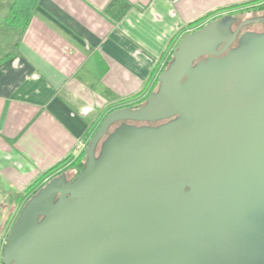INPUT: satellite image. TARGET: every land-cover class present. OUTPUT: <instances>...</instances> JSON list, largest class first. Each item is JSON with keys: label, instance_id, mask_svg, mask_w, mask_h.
I'll return each instance as SVG.
<instances>
[{"label": "water", "instance_id": "water-1", "mask_svg": "<svg viewBox=\"0 0 264 264\" xmlns=\"http://www.w3.org/2000/svg\"><path fill=\"white\" fill-rule=\"evenodd\" d=\"M235 35L226 18L185 33L157 90L104 118L76 177L61 172L24 203L3 264H234L228 242L252 224L264 183V79L237 61L193 63L223 53ZM153 108L179 115L165 145L166 126L141 135L145 125L125 122H146L136 117ZM104 138L121 149L109 160L95 156ZM136 140L144 143L134 152L125 147Z\"/></svg>", "mask_w": 264, "mask_h": 264}, {"label": "crops", "instance_id": "crops-1", "mask_svg": "<svg viewBox=\"0 0 264 264\" xmlns=\"http://www.w3.org/2000/svg\"><path fill=\"white\" fill-rule=\"evenodd\" d=\"M112 1L39 0L23 32L0 24V59L13 52L0 61L3 241L16 216L10 222L2 213L18 214L38 186L26 187L65 159L51 175L75 172L97 126L148 96L183 34L250 0H129L119 21L106 12ZM12 2L0 0V23Z\"/></svg>", "mask_w": 264, "mask_h": 264}, {"label": "flooded vegetation", "instance_id": "flooded-vegetation-1", "mask_svg": "<svg viewBox=\"0 0 264 264\" xmlns=\"http://www.w3.org/2000/svg\"><path fill=\"white\" fill-rule=\"evenodd\" d=\"M223 18H226V20H228V22L230 23L231 33H236L233 41L223 53L212 56H201L196 61H194L193 64H197V62H199L200 60L205 61L207 58H210L211 61L215 60V63L217 62L220 64L237 61L239 63H243L249 66L251 71H255V76L264 79V1L259 2L256 5L249 4L245 8L229 11L219 17H213L205 23L194 27V29H192L190 32L201 29L205 24L211 21L221 20ZM253 19L258 20L252 21ZM245 21L250 22L244 23ZM221 46L222 45H219L217 49H220ZM248 46L251 48L253 46H256L257 48L256 50L258 52V56L256 60L258 62H256V64H251L246 58H244L245 50H247ZM213 64L214 62L212 63V65ZM142 104L143 102L141 101L139 104L134 106L139 107ZM260 111L261 110L257 112V116L264 126V123L259 115ZM125 122L127 124H132L131 122H135V124L141 123L138 121ZM161 122L163 123L159 124L158 127L166 126V128L163 129L164 131L160 135L162 136V139L157 142V145H165L171 138V136L174 134V132L180 129V120L178 114H171L167 117L157 120V124ZM121 123L122 122H117L112 124L108 129L105 137H107L111 132H113L115 128H117V126H119ZM104 140L105 138L99 142V148L97 149L95 156L96 158L102 157L103 159L109 160V158H111L112 155L115 154V152L119 153L121 149H118V147L116 146H112L113 142H111L108 146H105ZM138 142L144 143L141 140H136L130 142V144L126 145L125 147L131 152H134L136 148L139 147ZM77 174L78 173L75 171L74 173H72V175L68 177V180H73ZM58 175L59 174L53 175L48 180H50L51 178L58 177ZM250 218L253 220V222L246 230L245 235L242 236L239 241L234 239L228 242V244H234L235 246L234 264H264V183L263 189L259 197L254 202L253 214L249 217V219ZM4 243L0 246L1 254L3 253ZM219 264L226 263L220 259Z\"/></svg>", "mask_w": 264, "mask_h": 264}, {"label": "trees", "instance_id": "trees-1", "mask_svg": "<svg viewBox=\"0 0 264 264\" xmlns=\"http://www.w3.org/2000/svg\"><path fill=\"white\" fill-rule=\"evenodd\" d=\"M258 1H260V0H250V1H247L245 3H241L239 5H233V6L229 7V8H234V7H238V6H241V5H249V4L252 5V4L257 3ZM38 2H39V0H13V2L11 4V7H10V10H9L8 17L3 22H1L0 24L5 26V27L18 29L21 32H23L28 27V25H29V23L31 21V18L33 17L34 12L36 10V7L38 5ZM132 7H133V4H131L129 2V0H113L107 6L106 12L109 15H111V17L113 18L114 21H119L124 16V14L127 12V10H129ZM219 10H223V9H217L215 11H212L211 13H208V14L202 16V17L197 18L194 21H191L189 23V26H194V25H197V24L203 22L206 18H208L214 12H217ZM20 38H21V36L17 40L16 46L18 45V43L20 41ZM15 50H16V48H15ZM11 54H13V52H11V53L7 54L6 56H4L2 59H0V61H2L3 59H5L6 57H8ZM152 74H154V70L151 72V75ZM145 98H144V100H145ZM99 125L97 126V128L99 127ZM97 128H96V130H97ZM96 130L94 131L92 136L95 134ZM65 160H62V161L56 163L55 165L49 167L45 171H43L28 187H26L27 190H29L30 188H32L36 184H38L40 181H42L38 185V187L35 188L34 192H36L40 187H42L44 185V183L51 176H53V174L51 175V173L53 171H55L58 167H60L64 163ZM85 161H86V154H85V151H83L72 162V165H73V167H74V169L76 170L77 173H79L80 170L83 168V166L85 164Z\"/></svg>", "mask_w": 264, "mask_h": 264}, {"label": "rangeland", "instance_id": "rangeland-1", "mask_svg": "<svg viewBox=\"0 0 264 264\" xmlns=\"http://www.w3.org/2000/svg\"><path fill=\"white\" fill-rule=\"evenodd\" d=\"M184 35V34H183ZM180 40V39H179ZM179 40H178V42H179ZM177 42V43H178ZM177 43H176V45H177ZM176 45H175V47H176ZM174 47V48H175ZM174 48L172 49V50H174ZM257 48H256V46H253L252 48L251 47H247V50H245V54H244V58H246L247 60H248V62H250L251 64H256V62H258L256 59H257V56H258V52H257V50H256ZM171 58H172V51H170L169 52V55H168V59H167V63L164 65V67L163 68H165L167 65H168V63L171 61ZM162 68V69H163ZM161 69V70H162ZM251 75H253V76H255V71H251ZM158 86H159V82H158V80H157V82L155 83V86H154V88L152 89V91H155V90H157V88H158ZM151 91V92H152ZM143 103H144V101H142ZM121 112V111H120ZM119 112V113H120ZM164 115V113H162V111H161V109L159 110H157L156 108H153V109H151V110H149V111H147V112H145V113H143V114H140L139 116H137L136 118H137V120H145L146 122H141V123H138V124H135V122H131L132 124H135V125H137V126H144L145 125V127H143L142 129H141V131L139 132L141 135L142 134H146V133H148L149 131H151V130H153V129H155V128H157L158 127V125L159 124H162L163 122H161V123H158L157 124V120L158 119H160L162 116ZM259 115H260V117H261V119H262V121H263V123H264V108L263 109H261V111L259 112ZM165 116V115H164ZM117 122H120V121H117ZM116 122V123H117ZM149 139V138H148ZM90 141V140H89ZM89 143V142H88ZM86 148V147H85ZM99 148V144H98V146H97V148H96V152H97V149ZM72 173H74L73 172V169L71 170H67V171H65V175H66V177L67 178H65V181H69L68 180V177L70 176V175H72ZM42 181H40L36 186H38L40 183H41ZM9 199V198H8ZM4 210V209H3ZM5 212V211H4ZM2 213V215H3V217H4V219H6L7 218V216L10 218L9 219V221L11 222V220L13 219V217L14 216H17V214L15 215V214H12V215H8L6 212L5 213ZM8 226L9 225H7L6 226V228H8ZM5 228V227H4ZM2 232L3 233H5V231H3L2 230ZM7 236V235H6ZM1 239V238H0ZM4 243V241H3V239H1L0 240V246L2 245ZM0 260H2V254H1V251H0Z\"/></svg>", "mask_w": 264, "mask_h": 264}, {"label": "built area", "instance_id": "built-area-1", "mask_svg": "<svg viewBox=\"0 0 264 264\" xmlns=\"http://www.w3.org/2000/svg\"><path fill=\"white\" fill-rule=\"evenodd\" d=\"M78 147H80V148H81V146H80V145H79ZM0 264H3L2 260H0Z\"/></svg>", "mask_w": 264, "mask_h": 264}]
</instances>
